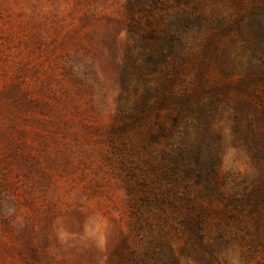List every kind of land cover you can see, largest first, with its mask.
I'll return each instance as SVG.
<instances>
[{"label":"rangeland","instance_id":"rangeland-1","mask_svg":"<svg viewBox=\"0 0 264 264\" xmlns=\"http://www.w3.org/2000/svg\"><path fill=\"white\" fill-rule=\"evenodd\" d=\"M152 263L264 264V0H0V264Z\"/></svg>","mask_w":264,"mask_h":264},{"label":"trees","instance_id":"trees-1","mask_svg":"<svg viewBox=\"0 0 264 264\" xmlns=\"http://www.w3.org/2000/svg\"><path fill=\"white\" fill-rule=\"evenodd\" d=\"M157 34V33H156ZM154 38H157L156 35H153ZM159 38V37H158ZM185 46V47H184ZM189 42L187 38L176 37L171 43L172 55H160V60L164 61V64L170 65L171 68L177 72L182 68L184 59L189 56ZM180 98L187 100L192 97V92L189 89H184L180 95ZM153 264V263H152ZM155 264V263H154Z\"/></svg>","mask_w":264,"mask_h":264}]
</instances>
